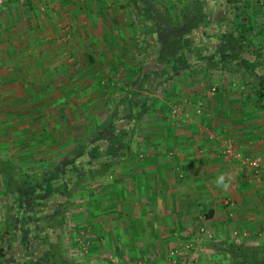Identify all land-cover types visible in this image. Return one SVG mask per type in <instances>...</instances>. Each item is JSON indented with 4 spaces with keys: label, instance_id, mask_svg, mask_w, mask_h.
<instances>
[{
    "label": "crops",
    "instance_id": "1",
    "mask_svg": "<svg viewBox=\"0 0 264 264\" xmlns=\"http://www.w3.org/2000/svg\"><path fill=\"white\" fill-rule=\"evenodd\" d=\"M15 2L13 0L6 5V8H12V13L15 11L13 5H19ZM19 8L18 6L17 9ZM23 8H25L26 16H23L21 23L15 15L11 17V21L6 22L7 24L1 23V26H4L2 31L0 30L1 86L4 84L7 88L11 85L9 93H12L16 89L19 90L17 85H20L21 90L14 94L15 97L22 95L23 98L28 99L29 86L24 88V85L33 84L32 82H35L37 76L41 74L44 80L48 77L47 84L53 83V89L56 87L60 89V86L67 82L70 90L76 89L78 83L88 88L93 83L92 78L88 76L89 71L81 78L84 73L79 75L77 65L71 62L75 61L74 53L77 47L61 44L60 37L68 33V30L64 33L60 29L64 21L55 16L56 24L53 30L47 29V21L45 22L44 19L40 21L41 25L38 26L36 23L38 27L34 28L31 25L30 13L35 16L36 11L38 13L40 11L36 10V6L31 10L30 7ZM40 18L43 17L40 16ZM116 20L122 21V27L116 36L115 43L122 42L124 37L125 40L133 37L132 15L130 14L129 18L124 15L120 18L117 15ZM107 47L105 50L112 54L124 52L127 48L125 45H119V49H115L113 44ZM131 52L134 56H138L135 50L131 49ZM136 60L138 61L133 64L140 68L141 58ZM99 65L104 66L102 63ZM118 65L119 59L110 67L117 70ZM261 65H264V62ZM261 65L258 64L257 68L260 69ZM33 68H36L37 76H34ZM38 68L43 69V72H40ZM99 72L104 76V70H98L95 73ZM221 73L227 72L219 70V74ZM260 73L262 75L264 72L260 71ZM99 75L95 74L97 78ZM109 75H113L112 71ZM137 75L130 78L136 79ZM226 75L229 78L224 79L222 93L218 91L220 87L216 84L213 87L217 90L213 94H210L208 89L207 92L195 97L194 86L189 83L185 86L180 81L176 83L175 80L151 83V78L147 79L145 87L141 89L143 93H149V101L146 103L147 110L144 111L140 102L141 97L139 98L138 112L141 113V118L135 123L130 145L131 149L140 146L139 149L148 148L153 152L150 151V157L148 152L144 157H140L138 152L140 160L130 154L121 158L125 165L118 176V179L122 181L120 184L122 187H113L110 184L105 187L103 195L106 197V202L102 204V216L95 223L99 226L97 228L101 229L97 232L100 235H97L98 239L95 242H100L105 248L114 244L113 248L121 252L120 258L129 260L127 264H174V258H177V264H216L217 255L225 252L213 248L211 246L213 242L237 240L238 233L243 236L242 239L257 243L264 242V98L262 99L255 91L251 83L254 79H251L249 75H245L244 78L237 73ZM125 80L121 77V82H117L118 86L109 88L112 86L109 84L102 101L99 96L94 97L92 102L87 104L89 110L86 111L85 116L92 128L100 123L106 124L110 113L114 111L109 112L110 107L114 108L115 103L121 101L124 95ZM174 85L176 87H173ZM196 89H200V83ZM44 92L46 91L42 94ZM49 94V99L53 96L52 98L59 102L63 98L55 91L54 94ZM44 95L39 97L42 99ZM69 95L70 99L76 98L71 93ZM67 97L68 95L65 94L64 99ZM199 103L202 104L201 113L196 112ZM176 104H180L182 112L189 113V120H174L171 116V108ZM52 106L57 105L53 102ZM8 108L7 110L5 108L6 116L17 114L14 106ZM123 109L122 106L120 110L123 111ZM28 110L27 113L31 111ZM75 110V120L79 122L76 117L78 110ZM22 114L21 119H26L24 117L26 112ZM11 126L13 130H20L19 125L11 124ZM91 130L93 132V129ZM191 132L195 135L192 136ZM145 135L146 139L143 137ZM228 137L233 140L238 156L229 157L223 152V143ZM165 138L167 141L164 140ZM163 147H166L167 154L174 152L172 155L166 154L169 157L167 159L169 163L163 156L154 155ZM246 158L260 159L259 171H255ZM121 159L119 162H122ZM176 159L180 160L183 166L188 165L185 166L187 169H190V165L198 159L196 161L197 176L188 173L186 178L187 184L193 186V192L184 187L186 181H183L181 175L176 172L179 180L175 181L170 170L173 164L177 163ZM130 183L133 184L130 186ZM179 183L183 188H178ZM194 193L200 200L206 197L214 198L211 207L203 208L206 211L203 213L208 214L205 224L216 234L214 240L209 241L198 235L200 224L198 216L202 214H196L198 208L182 206L181 200L176 203L172 201L175 197L192 196ZM127 195L135 197L133 206H129L122 200L126 199ZM177 228L188 230L181 235L182 230L177 231ZM190 237H193L195 243L200 244L193 250L196 260L184 254L175 256L172 253L174 247L189 241ZM225 254L229 256V259L222 264H231V255Z\"/></svg>",
    "mask_w": 264,
    "mask_h": 264
},
{
    "label": "trees",
    "instance_id": "2",
    "mask_svg": "<svg viewBox=\"0 0 264 264\" xmlns=\"http://www.w3.org/2000/svg\"><path fill=\"white\" fill-rule=\"evenodd\" d=\"M158 1L118 0L130 9L133 37H124L114 45L115 49L127 47L118 53L117 67L126 80L124 95L115 109L110 107L109 112L114 111L106 124H97L59 158L27 173L0 154V173L6 176L8 196V225L0 236V264H97L63 256L56 239L61 237L70 198L78 185L111 168L131 151L135 123L141 118L140 97L141 106L147 110L149 93L141 90L147 79L151 78V83L169 82L185 72L204 77L220 70L243 78L249 75L255 91L264 98V73L261 75L257 68L263 63L262 54L247 49L253 43L245 33L247 23L250 28L260 27L255 13L249 11L248 0H188L178 9L171 6L167 10L161 9ZM253 2L257 9L263 0ZM137 36L143 38L138 40ZM138 42H143L142 50ZM131 49L137 50V55L144 53L140 68L133 64L140 55L134 56ZM81 70L79 75L85 67ZM134 75L138 77L131 79ZM102 77L103 73L99 80ZM76 117L80 119L79 112ZM44 236L50 238L47 246ZM7 238L9 244L4 246ZM211 246L229 253L231 264H264V242L227 239Z\"/></svg>",
    "mask_w": 264,
    "mask_h": 264
},
{
    "label": "rangeland",
    "instance_id": "3",
    "mask_svg": "<svg viewBox=\"0 0 264 264\" xmlns=\"http://www.w3.org/2000/svg\"><path fill=\"white\" fill-rule=\"evenodd\" d=\"M15 1V3L18 2L19 5H13L15 7L14 13L11 11L12 8H6V5L13 2V0H8L7 3L5 2L6 4L4 3V5L0 8V30L2 31V28L4 27L3 25L1 26V23L3 22V24H7L6 22H8V20L11 21V17L13 18L14 15L16 18L20 19L19 22L21 23L23 16H26V12L24 11L25 8H23L24 6L28 8L30 7V10L36 6V10L40 11L39 13L36 11L35 16L32 15L33 13H30V20H32L31 25L34 26V28L41 25L40 21L44 19L45 22L47 21V29L53 30V26L56 24L54 22V17L56 16L58 19L61 18L64 22L62 27L58 28H60L64 33L68 30V33H62L63 35L60 37L62 41L61 44L67 46L75 45V47H77V53H74L76 55L75 61L73 60L71 62L72 64L77 65L78 71H83L81 69L85 67L83 72L84 74L81 78L89 71L88 76L92 78L93 82L88 86V88H86L84 84L78 83L76 89L72 88V90H70L67 82L62 84L60 89L57 87L56 89H53V83H50L51 85L46 83L49 81V79H47L48 77L45 75L47 78L44 80L41 74L37 76V70L36 68H33V74L34 76H37L36 81L32 82L33 84L30 83V85H24V88L29 86L30 93L28 91V99L23 98L22 95L15 97L17 92L21 90L20 85H17L19 90L16 89L14 92L9 93L12 88L11 85L6 88L4 84H2V86L0 84V154L20 169L22 173H27L29 170L47 165L56 158H59L60 154L64 153L67 148L71 147L77 141L86 137L88 130L92 129L91 123H88L87 117L85 116L86 111L89 110V106L87 104L91 103L94 97L97 98L100 96V101H102L103 96H105L107 91V86L109 84L112 85L109 86V88L118 86L117 82H121L120 79L122 77L121 74V76L118 75V70H114L110 67L118 62V53L113 52L112 54V52L105 50V48H108V45L113 44L114 46L116 44V36L118 32L120 33L122 27V21L116 20L117 15L120 18H122L123 15L126 18H129L131 12L129 8L124 7L117 0ZM253 1L254 0H248L247 2L249 4V11H251V13H255L256 24L260 27L254 28L252 26V28H250V25L247 23L245 33L253 41L252 45L248 46L247 49L257 50L260 52V54H262V61L264 62V3L262 2L259 8L255 9V3ZM158 2L160 3L159 6L161 9L167 10L171 6H175V8L178 9L183 4L188 2V0H159ZM21 4H23V6ZM18 6L20 7L19 9H17ZM40 16L43 18L41 19ZM67 17L69 18L67 19ZM36 23L38 26H36ZM137 38L138 40H141L143 36H137ZM138 43L139 50H142L143 42ZM65 54L67 58V52ZM143 54L144 53L140 51L139 58H141ZM101 63L104 64V66L101 67L99 65ZM87 65L88 70L86 71ZM38 69L40 72H43V69ZM98 70H104V76L102 77L103 80H99V78L95 76V74H101V72L94 73ZM111 71L113 75L110 76L109 73ZM260 71L264 72V65H261ZM226 74L227 73L219 74V71H215L212 75L203 77L197 73L190 74L185 72L181 78H175V81L176 83L177 81L182 82L183 86H185V84L187 85V83H189V85H193L194 96L197 97L202 93L207 92L208 89L209 93L213 94V91L217 90H213V86L216 84L220 87L218 91L222 93L224 90V79L226 77L229 78ZM39 81H41V83H39ZM62 81L64 82L65 80ZM173 81L174 80L171 82ZM197 82L200 83V89H196L199 84ZM173 87H176V85ZM43 91H46L44 92L46 96L42 94ZM54 91L58 92L61 94V97H63L60 102L58 100H54L52 98L53 96H50L51 99L48 98V94H54ZM70 93L76 98L70 99ZM9 94L11 95L9 96ZM65 94L66 96L68 95L67 99H64ZM39 95H44V98L41 99ZM53 102L56 103V107L52 106ZM9 106H14V110L16 111L15 113L17 114L13 116H6L7 112L5 113V111L9 109ZM28 109L31 111L27 113ZM74 109H76L75 111L78 110L77 112L83 113V115L81 114L79 122H76L75 120ZM22 112H26V115H24L26 119L24 118V120L21 119L23 118ZM11 124L16 126L19 125L20 130H13ZM191 135L194 136L195 134L191 132ZM143 137L145 138L146 135ZM164 140L167 141V138ZM28 146L29 148H27ZM139 147L140 146L131 149L129 154L133 155V157L138 160H140L138 156L139 153L140 157H144L146 152H148V156L150 157L151 152H153L151 149H139ZM166 152V147H163L158 152L154 153V155L163 156L166 159V162L169 163L167 160L169 157L166 156ZM173 153L174 152L172 151L169 154L172 155ZM129 154L125 156H128ZM197 160L190 165V169H187L185 166L188 165L183 166V163L176 159L177 163L173 164V167L170 170L173 173V177H175V181L178 182L179 180L178 176L175 174L176 172L181 175V179H184L183 181H186L184 187L192 192L193 186L191 187V184H187L186 178L188 173L190 175L194 174L195 177L197 176ZM121 161L123 162L124 160L121 159ZM122 162H118L111 168L102 170V172L86 178L80 183V185H78L76 190L73 191L70 198V204L68 206V212L65 215L66 222L63 224L61 237L58 239L55 238L57 246L60 248L63 256L72 259H79L80 261H85L87 263L110 264V261L108 260L109 258L107 259V257H110V255L114 253L117 258V262L115 264L128 263L129 260L127 261V259H124L123 257L120 258L121 252H118V249L113 248L114 244L105 248L100 242H95V240L98 239L97 235H100V233L97 232L101 231L100 228H97L99 226L95 223L99 221V217L102 216V204L106 202V197L103 195V192H105V187H107L108 184L113 187H122V185H120L122 181L120 178L118 179L121 169L125 166L124 162ZM6 181V176L0 173V236H3V233L5 229H7L8 225V218L6 216V209L8 207ZM117 183L119 184L117 185ZM132 184L133 183H130V186ZM178 186V188H183L181 183H179ZM134 198V196L127 195L126 199L122 200L129 206H133L135 204ZM198 199L199 197L196 193H194L192 196L175 197L172 201L175 203L182 201L180 203L182 206L185 205L194 209L198 208L199 210L196 211L197 215L203 212L206 213L205 209L212 206L214 198L206 197L205 199H199V201H197ZM176 230H182L180 231L182 233L181 235H184L185 230L187 231L188 229L177 228ZM16 231V233H18V230ZM75 231L83 234V236L89 240L90 252L88 254H81L79 245L74 240L73 233ZM236 237L242 239L243 236H240V233H238ZM250 237L252 239L254 238L253 236ZM48 239L50 238L44 236V246L48 245V243H46L48 242ZM3 242L4 246L8 245V238ZM227 259H229V256L222 253L217 255L215 262L216 264H222L225 263Z\"/></svg>",
    "mask_w": 264,
    "mask_h": 264
},
{
    "label": "built area",
    "instance_id": "4",
    "mask_svg": "<svg viewBox=\"0 0 264 264\" xmlns=\"http://www.w3.org/2000/svg\"><path fill=\"white\" fill-rule=\"evenodd\" d=\"M6 2V0H0V8L4 5V3ZM264 3V0H263ZM216 88L214 87L213 90H215ZM215 92V91H213ZM197 113H201L202 112V104L199 103V105L197 106L196 109ZM171 116L174 118L175 121H185V120H189L190 115L188 112L183 111L180 107V104H176L171 108ZM223 152L225 153V155L231 157V156H238V153L236 152L233 140L231 138H226L224 140L223 143ZM142 156V155H141ZM246 161H248V163L255 169V171H259L258 168L261 165L260 164V159L258 158H246ZM199 228L197 233H199L198 235H201L203 239L206 240H214L216 238V234L208 229V227L205 224V220H206V214L202 213L199 216ZM74 235V240L76 243H78L79 245V249L81 254H88L90 252V246H89V240L87 238H85L83 236V234L78 233L77 231H75L73 233ZM193 237H190L189 241L185 242L184 244L181 243L178 244L177 246L174 247L172 253L176 256H178L179 254H184V255H188L191 259H195L194 257V252L193 250L196 249L197 247L200 246V244L195 243V241L192 239ZM197 258V257H196ZM196 260V259H195ZM109 261L110 264H115L117 262V258L115 257L114 254H111L109 257ZM174 264H177L178 260L177 258H174L173 260Z\"/></svg>",
    "mask_w": 264,
    "mask_h": 264
}]
</instances>
